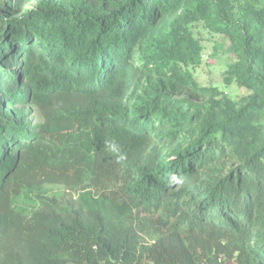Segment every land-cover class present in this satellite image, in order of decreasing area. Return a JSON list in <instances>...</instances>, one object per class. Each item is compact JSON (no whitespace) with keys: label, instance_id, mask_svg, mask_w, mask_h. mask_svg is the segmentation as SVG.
Wrapping results in <instances>:
<instances>
[{"label":"trees","instance_id":"16d2710c","mask_svg":"<svg viewBox=\"0 0 264 264\" xmlns=\"http://www.w3.org/2000/svg\"><path fill=\"white\" fill-rule=\"evenodd\" d=\"M228 259L264 264V0H0V264Z\"/></svg>","mask_w":264,"mask_h":264},{"label":"rangeland","instance_id":"374dc122","mask_svg":"<svg viewBox=\"0 0 264 264\" xmlns=\"http://www.w3.org/2000/svg\"><path fill=\"white\" fill-rule=\"evenodd\" d=\"M194 33L204 42L203 62L197 70L199 80L204 84H217L234 95L245 93V89L236 85L223 83V71L227 67L229 54L228 41L218 34L211 33L201 23L194 26ZM227 264H236L228 259Z\"/></svg>","mask_w":264,"mask_h":264},{"label":"clouds","instance_id":"9594fccd","mask_svg":"<svg viewBox=\"0 0 264 264\" xmlns=\"http://www.w3.org/2000/svg\"><path fill=\"white\" fill-rule=\"evenodd\" d=\"M106 147L109 152L114 153L116 155V159L118 162L126 159V154L120 150L118 144L115 141H109L106 144Z\"/></svg>","mask_w":264,"mask_h":264}]
</instances>
